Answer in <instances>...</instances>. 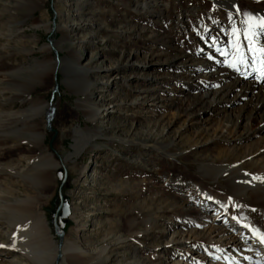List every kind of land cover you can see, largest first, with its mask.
Segmentation results:
<instances>
[{"label":"rangeland","instance_id":"obj_1","mask_svg":"<svg viewBox=\"0 0 264 264\" xmlns=\"http://www.w3.org/2000/svg\"><path fill=\"white\" fill-rule=\"evenodd\" d=\"M226 1L43 0L36 5V0H0V119L29 113L31 104L39 103L42 110L34 122L43 132L35 150L11 132L21 128L20 121L13 129H0V209L14 200H33L35 214L45 221L50 250L59 249L52 222L65 172L61 194L68 215L59 221V211L55 223L63 232L61 242L78 246L83 254H74V260L60 257L58 264H202L206 251H214L219 243L212 230L190 219L200 212L212 216L206 204L216 202L192 185L197 182L221 193L219 185L227 183L198 181V167L202 162L234 164L240 172L264 175V153H253L259 139H243L241 122H234L233 116L249 102L247 95L234 97L233 89L221 100L216 117L207 112L187 117L175 109L185 93L209 97L218 87L212 83L205 89L188 88L199 72L201 79L208 75L200 66L194 74H187L186 68L198 59H210V54L228 67L237 45L250 47L249 41H242L251 16L264 20V0ZM248 35L254 36L251 47L264 48V30ZM51 44L57 51L43 52ZM179 52L193 62L175 70L166 61ZM233 64L231 74L243 82L264 79L256 70L244 77L243 67ZM86 90L99 109L93 123L76 107ZM225 115L231 123H220ZM255 126L249 122L250 128ZM76 127H97L102 136L79 157L65 160ZM39 155H50L58 167L35 189L22 177L32 171L31 160ZM249 203L252 218L260 220L264 203ZM183 207L196 212L186 214ZM230 213L237 218V210ZM229 220L219 225L229 227ZM7 226L0 215V243L10 240ZM176 231L189 241L168 246ZM0 264L29 263L18 252L0 249Z\"/></svg>","mask_w":264,"mask_h":264},{"label":"bare ground","instance_id":"obj_2","mask_svg":"<svg viewBox=\"0 0 264 264\" xmlns=\"http://www.w3.org/2000/svg\"><path fill=\"white\" fill-rule=\"evenodd\" d=\"M219 1L221 5V2L223 3L224 0ZM228 1L229 0L226 2L229 4L232 3L231 1ZM42 3L43 0H36V5H40ZM228 12L232 13L231 10H228ZM252 15H255V13ZM250 21H252V24L250 23L252 31H256V29H258V33H260L264 30V28H262L259 24V21L255 20L252 16ZM251 38H254V36L249 35V39ZM247 41L249 40L244 39L242 43ZM47 46L44 48L43 52L49 50L57 51V47H55L54 44H51L48 47ZM212 52L214 53V51ZM240 52L248 61L247 65H239L243 67L241 68V73L244 77H247L251 70L260 71L258 62L255 66L251 64L252 52H250L246 46L241 45ZM208 58L210 59H198L195 63L190 65V68H186L187 74H194L197 67L200 66L201 69L206 72V75H208V79H201L200 75L202 73L199 72V74L196 75L197 78H194V80L190 82L191 86H188V88L194 89L197 86H202V88L205 89L204 85L215 83L218 85L217 89H215L209 97L204 96V94L195 96L191 93H185V95L179 99L178 105L175 109H177L180 113H186L187 117H196L202 112H207L215 116L216 113H220L222 111L221 100L227 97L233 89L237 90V93L233 95L234 97L239 95L240 99L247 95L249 100L247 105L243 106L242 109L240 108L236 116H232L236 117L234 118L235 123L237 121L241 122L243 139H248L249 137H257V139H259L257 141V149L253 153L258 156L262 155L264 153L263 77L256 78L258 82L254 80L251 82H243L237 77H234L230 72V68L234 67V64L232 65V63L235 58L231 59L229 66H226L227 68L225 67L226 63L224 60H217L216 58H213V55L211 54L208 55ZM77 59V55L72 57L73 62H76ZM189 62H193V60L189 58V54L179 52L167 60L166 64L175 67L176 70L180 67H184V65H189ZM45 64V61L40 63V65L43 66H45ZM119 65L122 64L120 63ZM55 66L56 63L53 62L51 68L52 73ZM58 66L59 68L64 66L61 59L60 63L58 62ZM260 74H262L261 71ZM83 75L86 76L85 72ZM207 81L209 82L207 83ZM2 90L3 89L0 88V91ZM76 107L84 113L86 120L90 123L94 122L95 117L99 112L97 106L93 103V101H91L90 94L87 90L85 94H83L82 99H78ZM28 109L29 113H25L18 117H4L0 119V129L8 127L13 129L11 125L20 121L22 123L21 128L17 130L14 129L11 132H13V135L20 134L21 137L18 139L19 141H24L37 150L42 141L43 132L39 130V127L34 122V117L42 109L39 103L34 102ZM219 119H221L220 123H231V120L228 119L227 115L222 116ZM250 121H253L256 124L255 128L249 127ZM71 134L72 143L70 144V151L64 157L65 160H72L79 157L83 151L91 147V141L99 136H102L100 129L97 127L90 129H80L76 127L72 129ZM114 140L119 139L118 137H114ZM222 153L225 155L228 154L225 152ZM31 163L32 171L24 175L22 179L26 181L27 184L29 183L30 187L32 186L35 189L42 188L44 186L43 184L48 182L51 172L57 169L58 163L50 155L34 156ZM258 173L259 172H240L239 165L236 166L234 164L224 166L220 163L213 164L202 162L201 166L198 167L195 175L198 181L205 183L222 180L227 183L224 188L219 185L223 190L221 193L213 192L210 188H208L209 186L206 185L207 187H205V185L197 182L192 185L194 188L199 189L201 193L208 197L211 201H214V203L216 202L212 205L206 204L207 207L209 205L212 207V216L208 217L200 212L195 218L190 219L195 226H207L208 231L212 230L214 238H217L216 241L219 243L214 251H206V254L203 255L205 261L202 262V264H264V242H261L259 239V237L264 236V211H262V214L260 213V220H254V218H252L254 208H252L251 203H249L250 201H254L259 204L264 203V175H260ZM95 175L96 173L92 171L91 176L94 178ZM217 199H222V201ZM33 205V200L22 199L14 200L12 203H7L2 206V209H0V215L5 217L8 230L10 231V240H8L7 243H0V249L18 252V254L24 257L29 264H49L55 259L57 250L59 251V256L61 258L64 257L68 260H71L70 258H72L74 254H80L82 251L79 250L78 246L65 241L61 242L59 249L55 247V251L50 250L51 240L48 237V230L46 228L45 221L40 214H35L36 212L33 210ZM231 209L237 210V218H234L230 213ZM182 211L186 214H193L196 212L192 207H183ZM228 215L233 217H229L231 221L227 218ZM227 220L230 222L229 227L227 225V227L219 225L223 222L226 223ZM133 226L134 223L129 222V227L132 228ZM192 231L193 230H190L189 233ZM203 231L205 230L202 229L198 232L201 233ZM174 234V237H172L169 243H167L168 246H182L185 241H189L187 236V238L185 237V239H183V236L185 235L181 232L176 231ZM209 243H212V240H209L208 244ZM256 249H259L261 253L258 254ZM217 259H221V261L217 262ZM189 262L190 264L193 263L191 260H189Z\"/></svg>","mask_w":264,"mask_h":264},{"label":"snow or ice","instance_id":"obj_3","mask_svg":"<svg viewBox=\"0 0 264 264\" xmlns=\"http://www.w3.org/2000/svg\"><path fill=\"white\" fill-rule=\"evenodd\" d=\"M259 24L261 25L262 28H264V20L259 21ZM252 31V26L250 25L249 29L246 31L245 33V39L249 40V51L252 52V60H251V64L253 66H255L257 64V62L259 63L260 66V71L262 74H264V48H260V49H255L253 47H251L252 45V40L249 39V33ZM235 35V33H234ZM257 55H259V61H257ZM235 65L238 66L243 64V65H247L248 61L246 59V57L244 55L241 54L239 46H236V58L234 60ZM231 66V65H230ZM259 239L261 240V242H264V236L259 237Z\"/></svg>","mask_w":264,"mask_h":264},{"label":"water","instance_id":"obj_4","mask_svg":"<svg viewBox=\"0 0 264 264\" xmlns=\"http://www.w3.org/2000/svg\"><path fill=\"white\" fill-rule=\"evenodd\" d=\"M64 179H65V172H63V176H62V179L59 183V186H58V189H57V196H58V206L54 212V215H53V231H54V234L55 236L57 237V239H59V244H57V246H60V243H61V239L63 238V232L61 230H58L57 226H56V223H55V217L57 215V213L60 211V215L58 216V219L59 221L62 219V218H65L67 217L68 215V205L66 202L63 201V197H62V194H61V188H62V185L64 183ZM60 223V222H59ZM60 256L57 255L56 259H55V262L54 264H58V261H59V258Z\"/></svg>","mask_w":264,"mask_h":264}]
</instances>
